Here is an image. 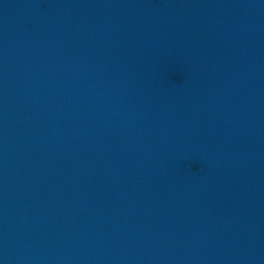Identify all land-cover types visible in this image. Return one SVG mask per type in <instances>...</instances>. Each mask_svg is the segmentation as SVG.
Returning a JSON list of instances; mask_svg holds the SVG:
<instances>
[{
  "label": "water",
  "instance_id": "water-1",
  "mask_svg": "<svg viewBox=\"0 0 264 264\" xmlns=\"http://www.w3.org/2000/svg\"><path fill=\"white\" fill-rule=\"evenodd\" d=\"M0 264H264V0H0Z\"/></svg>",
  "mask_w": 264,
  "mask_h": 264
}]
</instances>
